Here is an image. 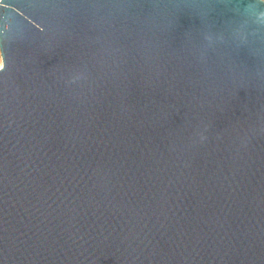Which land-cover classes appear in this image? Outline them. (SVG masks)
Returning <instances> with one entry per match:
<instances>
[{"label": "water", "instance_id": "1", "mask_svg": "<svg viewBox=\"0 0 264 264\" xmlns=\"http://www.w3.org/2000/svg\"><path fill=\"white\" fill-rule=\"evenodd\" d=\"M0 264H264L263 0H0Z\"/></svg>", "mask_w": 264, "mask_h": 264}, {"label": "bare ground", "instance_id": "2", "mask_svg": "<svg viewBox=\"0 0 264 264\" xmlns=\"http://www.w3.org/2000/svg\"><path fill=\"white\" fill-rule=\"evenodd\" d=\"M264 1V0H263ZM2 65V62H0V66Z\"/></svg>", "mask_w": 264, "mask_h": 264}, {"label": "built area", "instance_id": "3", "mask_svg": "<svg viewBox=\"0 0 264 264\" xmlns=\"http://www.w3.org/2000/svg\"><path fill=\"white\" fill-rule=\"evenodd\" d=\"M0 62H1V55H0ZM1 67V66H0Z\"/></svg>", "mask_w": 264, "mask_h": 264}]
</instances>
